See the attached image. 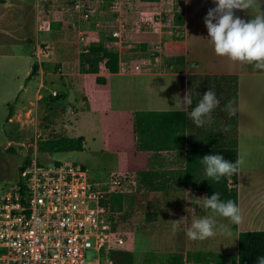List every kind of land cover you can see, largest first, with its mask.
Returning a JSON list of instances; mask_svg holds the SVG:
<instances>
[{"label":"rangeland","instance_id":"374dc122","mask_svg":"<svg viewBox=\"0 0 264 264\" xmlns=\"http://www.w3.org/2000/svg\"><path fill=\"white\" fill-rule=\"evenodd\" d=\"M207 1L205 11L208 13L217 5L213 0ZM77 2L80 7L75 9ZM181 3L182 0H0V189L15 183L25 161L35 155L43 162L83 165L90 179L102 185L109 180L110 173L135 170V178L130 173L122 182L124 205L122 209L117 208L120 212L119 226L130 235L122 249L134 253L135 264H198L193 260L196 252L214 253L218 255L220 264H234L238 246L236 224L225 218L215 217L217 226L222 225L231 235L221 231L213 238L192 241L186 232L193 221L211 216V212H185L187 202L184 199L154 198L142 192L139 178L152 156L137 148L130 125L126 126L124 132L125 147L120 150L123 154L117 155L114 145H111L112 149L104 148L99 120L96 118L89 124L90 116H86L83 109V99L96 97L95 94H99L98 88L90 91L87 80L83 93H80L72 84L71 90H77L71 92L70 97L76 98H72L70 102L61 101V97H66V87L62 86L61 79L57 76L60 73L59 67L49 66L47 63L51 56L48 55L50 48L45 44H38L32 51L33 57L47 56V60L41 62L46 69L42 75L45 87L41 88L42 93L38 97L36 91L41 78H28L33 63L26 40L34 38L35 14L39 11L41 15L36 22L37 31L45 32L39 31L38 25L43 20L51 23L44 13L52 5H56L83 17L82 25L78 26L76 22L68 25V31L78 33V41L73 43L72 52L79 55L80 60L85 48L92 44L88 39V35L92 34H98L109 44L111 50L119 54L120 75L112 77L108 88H105L106 97L113 98L114 107L131 110L144 107V102L158 106L162 102L179 101L184 93V77H187L189 93L193 96L192 69L186 70L182 60L177 59L175 51L166 47L167 42L175 43L180 35L181 29L176 26L174 16L177 11H181ZM140 11H148L154 17L152 23L155 26L160 21L161 34L156 37L155 34H149L152 32H142L144 28L150 30V26L139 28L143 25L140 22ZM255 14L256 12L237 10L234 18L239 17L247 22ZM116 33L118 36H114ZM203 49L200 60L204 66L213 63V60H216L217 65L230 63L229 59L215 54L210 42L205 43ZM99 64L103 71L108 72L103 61ZM135 64L140 65L139 70L134 69ZM79 72L85 73L82 64ZM52 81L56 89L59 88L58 92H50ZM207 81V77L203 78L201 86L205 93L209 89L213 90V86ZM228 97H234L233 92L230 91ZM230 119L234 126L235 116ZM227 128L231 131L230 125ZM229 136L233 137V132ZM63 137H83V151H39L41 141ZM132 180H135L136 186L130 183ZM167 208L182 213H166ZM173 224L179 225L175 231ZM245 225L250 227L240 229L242 232L264 231V210L255 221H246L243 226ZM216 263L214 260L205 262Z\"/></svg>","mask_w":264,"mask_h":264},{"label":"crops","instance_id":"0c3cea01","mask_svg":"<svg viewBox=\"0 0 264 264\" xmlns=\"http://www.w3.org/2000/svg\"><path fill=\"white\" fill-rule=\"evenodd\" d=\"M207 2V0H182L179 8L183 15V23L182 26H177L181 29L180 35H177L182 39L184 45L182 64L186 70L192 69L193 71L194 79L191 84L193 96L189 93L187 77H184L182 99L170 103L162 102L158 106H151V102H144L145 106L140 109L130 110L120 106L114 107L113 98L106 97L105 88H108L112 77L120 75L119 72L111 74L103 71L101 64H99L97 74L79 72L80 56H76L72 52L73 43L78 41L79 36L78 33L72 34L68 31L69 24L76 22L78 26L82 25L83 17L79 13H69L63 7L52 5L44 13V16L51 20V31L40 33L37 31L36 22L38 19L40 20L41 15L37 11L34 38H27L26 43L32 63L36 62L39 66L36 76L41 78V82L36 91L37 97L42 93L41 88L45 87L42 75L46 69L41 62L45 61L47 57L46 55L38 56L39 58L32 56V51L38 44L49 46L48 55L50 54L51 57L50 60L46 59L47 63L49 66L51 64L52 67H59L60 73L57 76L59 80L61 79L62 86L66 87V97H61V101L70 102L72 98L75 99L76 97L70 96L71 92L74 93L77 89L83 93V86L86 85L87 80L90 91L98 88L99 94L96 93V97L83 99L85 100L83 109L86 111V116H90L88 117L89 124H92L96 118L99 120L104 148L112 149L111 145H114V148H117L116 152L118 151L117 155L123 154L120 150L125 147V128L130 125L133 131V115L137 111L181 112L185 114L187 122L185 128L186 148L229 147L236 142L238 157L244 160L238 172L237 184L238 207L243 217L242 223L236 228L238 235L239 232H242V228L250 227L248 225L243 226L246 221H255L264 210V70L255 69L249 65H240L232 61L228 65L225 63L217 65L216 60L205 66L202 64L200 55L204 52V44L209 43L208 30L204 22L208 14L205 11L208 7ZM88 36H86L88 39H91V36L97 41L94 43L103 40L98 34ZM107 45L109 46V44ZM184 74L186 75V73ZM96 77H102L104 80L96 82ZM205 77L210 81L207 83H211L213 86V91L218 95L221 105L213 111L210 118L206 119L204 126L196 127L188 118V113L205 94L201 89ZM52 84L50 85L52 87L50 92L52 90L58 92L59 88L56 89L53 81ZM72 84L77 87L76 90H71ZM230 91L233 92L234 97H228ZM186 95L192 99L191 106L182 105ZM228 101H232L233 107L236 109L234 126L228 113L222 110ZM229 125L231 131L227 128ZM231 132H233V137L229 136ZM185 150L179 148L159 152L144 151L145 154L152 156V159L149 160L146 169L142 171L139 178L142 192L146 193L148 197L184 199L187 202L185 212L186 210H193L194 213L199 212V210L207 211L203 206L202 199L207 198L206 193L186 186L181 181L180 175L184 168ZM166 213L180 214L182 211L167 208ZM249 216L254 217L255 220H251ZM215 262L220 264L219 261ZM197 263L205 264V261Z\"/></svg>","mask_w":264,"mask_h":264},{"label":"built area","instance_id":"2783aa9c","mask_svg":"<svg viewBox=\"0 0 264 264\" xmlns=\"http://www.w3.org/2000/svg\"><path fill=\"white\" fill-rule=\"evenodd\" d=\"M139 14V28L150 26L142 32L161 34L160 21L155 26L148 11ZM38 30L49 32L50 21H41ZM130 173L136 177L135 170L110 173L102 185L83 165L43 162L35 155L15 183L0 189V264H111L110 251L123 248L130 235L108 200L124 193L122 182Z\"/></svg>","mask_w":264,"mask_h":264},{"label":"trees","instance_id":"16d2710c","mask_svg":"<svg viewBox=\"0 0 264 264\" xmlns=\"http://www.w3.org/2000/svg\"><path fill=\"white\" fill-rule=\"evenodd\" d=\"M174 22L176 26H182L183 15L181 11L175 13ZM166 47L171 51H175L177 59L179 58L183 61L184 45L180 37H177L175 43L172 41L167 42ZM103 60H106L105 67L109 73L116 74L119 72V54L111 50L104 40H101L99 43L91 44L88 51L83 53L81 57L83 72L97 74L99 72V63ZM38 68V64L36 62L33 63L31 72L28 75L29 79L37 75ZM103 80L102 77H96V82H102ZM186 123L185 114L181 112H135L133 116V131L137 148L140 151L153 152L167 149H186L184 168L180 175L182 183L195 190L204 191L207 198H211L217 192L220 194L221 201L232 200L238 205V173L231 178H222L217 183L206 177L205 167L201 162L206 155L219 154L224 156L227 161L235 163L238 158L237 143L234 142L229 147L186 148ZM83 148V137L51 138L41 141L38 145L40 152L50 153L81 152ZM27 163L28 160L25 161L22 171ZM108 203L113 207L122 209L124 195L120 193L112 195ZM208 211L210 212V210ZM237 236L238 246L234 264H257L258 258L264 256V231L239 232ZM109 254L111 264H135L134 253L130 250L119 248L111 250ZM217 256V254L210 252H196L193 254V260L209 263L213 260L219 261Z\"/></svg>","mask_w":264,"mask_h":264},{"label":"clouds","instance_id":"9594fccd","mask_svg":"<svg viewBox=\"0 0 264 264\" xmlns=\"http://www.w3.org/2000/svg\"><path fill=\"white\" fill-rule=\"evenodd\" d=\"M213 2L217 7L208 11L204 22L210 37L208 41L213 45L215 54L240 65L264 70V0H213ZM237 10L256 14L254 17L251 15L252 19L246 22L239 17L234 18V12ZM182 105H192L189 95L184 97ZM220 105L221 101L216 93L209 89L188 113V118L196 127H202ZM222 110L230 117L236 115L232 101H228ZM201 162L205 167L206 177L219 183L222 178H231L237 174L244 160L238 157L235 163H231L222 155L212 154L204 156ZM202 199L204 208L210 210L212 215L193 221L186 232L190 240L204 241L215 237L221 231L230 236L231 232L222 225L217 226L215 217L225 218L236 225L242 223L241 210L232 200L221 201L217 192L211 198ZM178 227V224H173L174 231ZM257 264H264V256L258 258Z\"/></svg>","mask_w":264,"mask_h":264},{"label":"bare ground","instance_id":"6f19581e","mask_svg":"<svg viewBox=\"0 0 264 264\" xmlns=\"http://www.w3.org/2000/svg\"><path fill=\"white\" fill-rule=\"evenodd\" d=\"M249 218H250L251 220H255L254 217L252 218V217L249 216Z\"/></svg>","mask_w":264,"mask_h":264}]
</instances>
